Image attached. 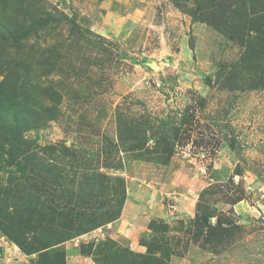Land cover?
I'll use <instances>...</instances> for the list:
<instances>
[{
    "label": "rangeland",
    "instance_id": "rangeland-1",
    "mask_svg": "<svg viewBox=\"0 0 264 264\" xmlns=\"http://www.w3.org/2000/svg\"><path fill=\"white\" fill-rule=\"evenodd\" d=\"M255 1L0 0V264H264Z\"/></svg>",
    "mask_w": 264,
    "mask_h": 264
},
{
    "label": "trees",
    "instance_id": "trees-1",
    "mask_svg": "<svg viewBox=\"0 0 264 264\" xmlns=\"http://www.w3.org/2000/svg\"><path fill=\"white\" fill-rule=\"evenodd\" d=\"M259 2H260L259 0H256L255 1V3H256L255 5L256 6H259L258 8H256V7H254V6L251 5V8L253 10V13H252V11L251 12H249V11L248 12H245V11H243L244 17L247 18V20H248V23H247L248 24V27L251 28V30L249 29L250 32L257 33L260 30L259 28H261L262 26L264 28V1H262L263 4H260ZM49 19H50L49 16L46 17V18H41V20L38 23V27L39 28L40 27L42 28L43 26H46L48 23L51 22V21H49ZM256 26H259V27L257 28ZM32 28H34V27H32ZM234 33H237V29H236V32H234ZM262 86H264V85H262ZM127 253L119 254V255H117V257L118 256L125 257V258H123V260H125V259L128 258L126 260V263L127 264H160L161 263L160 260H158L156 257L143 256V255H140V254L137 255V254H133L132 252L129 253V255H127ZM88 254L91 255V256H93V255L96 254V256H98V253H95V252L94 253L93 252H89ZM136 256L138 258H141V260L140 261H136L135 260V257ZM119 260L120 259H118L116 262H113L111 264H119L118 263ZM94 261L97 264H100L99 259H94ZM62 264H64V261H63ZM121 264H123V263H121Z\"/></svg>",
    "mask_w": 264,
    "mask_h": 264
}]
</instances>
